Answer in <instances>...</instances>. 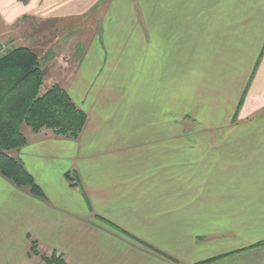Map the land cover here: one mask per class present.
<instances>
[{
	"label": "crops",
	"instance_id": "obj_1",
	"mask_svg": "<svg viewBox=\"0 0 264 264\" xmlns=\"http://www.w3.org/2000/svg\"><path fill=\"white\" fill-rule=\"evenodd\" d=\"M28 33L80 44L86 122L10 152L42 196L0 174V264H264V0H0V55Z\"/></svg>",
	"mask_w": 264,
	"mask_h": 264
},
{
	"label": "trees",
	"instance_id": "obj_2",
	"mask_svg": "<svg viewBox=\"0 0 264 264\" xmlns=\"http://www.w3.org/2000/svg\"><path fill=\"white\" fill-rule=\"evenodd\" d=\"M40 65L38 54L27 46H11L0 55V174L38 197L42 196L40 188L10 153L27 142L24 127L33 133L49 129L76 139L86 122L85 112L59 83L41 89L45 72ZM28 254L44 264H68L55 251L41 252L35 240H30Z\"/></svg>",
	"mask_w": 264,
	"mask_h": 264
},
{
	"label": "rangeland",
	"instance_id": "obj_3",
	"mask_svg": "<svg viewBox=\"0 0 264 264\" xmlns=\"http://www.w3.org/2000/svg\"><path fill=\"white\" fill-rule=\"evenodd\" d=\"M58 26V25H57ZM62 25L59 24V26L57 27L58 30L56 33L60 34V32H64L61 34V38L60 40L56 41L54 43V48H53V51L55 50L56 51V47L59 45H62V42L65 41V39L67 38V35H68V30L67 32L64 31L63 27H60ZM88 31L86 26L83 25V23H80L78 22L75 26H73L72 28V31H76V32H80V31ZM72 44V43H71ZM15 45L17 46H27L29 48H31L32 50H34L35 52H38L40 51V47L41 45L39 43H36L32 40V36L30 33H28L27 35L24 34L23 38H22V41H19L17 43H15ZM70 45V44H69ZM83 46V45H82ZM64 48H68V46H62ZM76 49H73L75 48ZM80 44L79 43H75V44H72V49L71 52H63L61 54V56L59 58H55V59H48L45 60L44 57L41 58V65H40V68L45 72V76H44V79H43V85L41 87L42 90H44L46 87H48L51 83V80H53L54 82H58L59 84H61L62 86H64L65 84V80L67 78H69V74L65 73L63 74V71L65 72H69V70H71L74 65L79 61V52H80ZM59 52L57 51V54ZM70 53L69 55V58H67L68 54ZM51 51L48 55V57H51ZM65 54H67L66 56H64ZM45 55V54H44ZM67 74V75H66ZM51 79V80H50ZM201 110V109H200ZM191 108H184V113H188L189 115L191 114ZM194 113V112H193ZM192 119V118H191ZM191 119H186V117L184 118V128L185 129H210L209 127H212L211 125L208 126L206 123H198V121L196 120L195 123H193V121ZM24 131H28V129L26 127H24Z\"/></svg>",
	"mask_w": 264,
	"mask_h": 264
},
{
	"label": "built area",
	"instance_id": "obj_4",
	"mask_svg": "<svg viewBox=\"0 0 264 264\" xmlns=\"http://www.w3.org/2000/svg\"><path fill=\"white\" fill-rule=\"evenodd\" d=\"M3 51H4V46H2V48H1L0 52L2 53Z\"/></svg>",
	"mask_w": 264,
	"mask_h": 264
},
{
	"label": "water",
	"instance_id": "obj_5",
	"mask_svg": "<svg viewBox=\"0 0 264 264\" xmlns=\"http://www.w3.org/2000/svg\"><path fill=\"white\" fill-rule=\"evenodd\" d=\"M49 53H50V52H47V53H46V55H45V58H47V57H48ZM50 55H51V54H50Z\"/></svg>",
	"mask_w": 264,
	"mask_h": 264
}]
</instances>
